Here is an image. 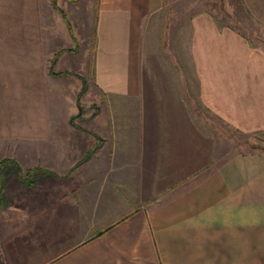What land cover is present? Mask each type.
<instances>
[{
	"label": "crops",
	"instance_id": "crops-1",
	"mask_svg": "<svg viewBox=\"0 0 264 264\" xmlns=\"http://www.w3.org/2000/svg\"><path fill=\"white\" fill-rule=\"evenodd\" d=\"M55 1L71 30L52 0H0L17 36L0 40V161L48 171L6 178L0 264H264V151L209 165L192 130L199 107L264 144V0H241L254 35L192 12L188 73L149 69L163 0ZM53 58L103 98L83 125L58 117L79 78Z\"/></svg>",
	"mask_w": 264,
	"mask_h": 264
},
{
	"label": "rangeland",
	"instance_id": "rangeland-1",
	"mask_svg": "<svg viewBox=\"0 0 264 264\" xmlns=\"http://www.w3.org/2000/svg\"><path fill=\"white\" fill-rule=\"evenodd\" d=\"M88 1L94 2V0H86L87 3ZM52 2L59 12L62 11V9L57 7L55 0H52ZM200 9L214 10L217 14V19L221 23L237 24V26L244 29V32L248 35L259 33L254 22H252L247 16L241 0H163L161 8L158 11L147 15L143 24L145 57L149 59L150 70L155 72L164 70L166 72L174 71V65L178 62L181 63V65L177 68L178 71H187V73L190 71L187 54L189 44L188 30L191 19L190 14ZM6 16V14L0 13V29L3 28L1 24L6 21ZM89 20L91 27L92 20ZM71 28H73L72 25ZM72 35L75 36V33L73 32ZM81 35L84 36V34ZM16 37L15 33H9L7 30L3 32L0 31V40L7 41L9 38L14 39ZM82 41H84L83 38ZM92 42L93 40L91 43ZM76 44H78L77 40ZM80 45L83 46V43L81 42ZM75 46L76 48L73 49V51H80V47L78 45ZM82 52H84V48ZM89 62L90 59L87 63ZM51 69V71L59 74L57 76L71 74L76 76L77 79L79 78L76 81L79 95L77 96L75 102L73 91H63L61 96L58 97V99L61 100L59 103V109H61V111L57 109V106L54 107L60 114V116H58L59 118L70 120V122H73L76 126H78L76 122L83 125L82 122L85 117H94L99 114V110L101 109L100 106H103V98L92 88V84L89 83V80L91 79L88 80L85 76H82V73L75 74L59 72V68H56L55 58L52 59ZM191 87V104L193 103L196 106L198 103L195 98L194 82L192 81ZM53 97H56L55 94ZM71 103L72 107L70 105ZM74 104H76V107L72 109ZM197 111H199V113L197 118H195V121L193 120L195 125L192 130H194V135H200V133L201 135H204V132L202 133V131H205L208 142L209 157L207 162L209 165L221 159L220 157H227L235 154L244 155L259 150L264 151V144L256 137L245 135L231 129L210 112L200 111L199 107L197 108ZM196 120H200L201 122L196 124ZM2 154L0 155L2 156ZM14 175H17V173L13 169H8L6 171L7 180L10 176L12 177ZM40 176L36 178L35 184Z\"/></svg>",
	"mask_w": 264,
	"mask_h": 264
},
{
	"label": "trees",
	"instance_id": "trees-1",
	"mask_svg": "<svg viewBox=\"0 0 264 264\" xmlns=\"http://www.w3.org/2000/svg\"><path fill=\"white\" fill-rule=\"evenodd\" d=\"M60 12L67 21L66 14L63 11H60ZM68 25L71 30L72 28L69 22H68ZM51 74L59 75L58 73H55L53 71H51ZM8 169H13L19 176L21 182L28 187H32L35 184V180L38 176L48 173V171H45L39 167L30 169L25 172L16 160L9 159V158L1 160L0 161V185H1L0 198H2L5 194V188H6V174L5 173Z\"/></svg>",
	"mask_w": 264,
	"mask_h": 264
}]
</instances>
